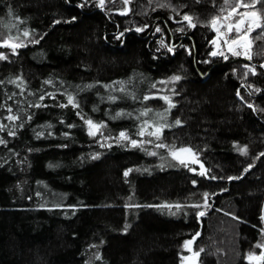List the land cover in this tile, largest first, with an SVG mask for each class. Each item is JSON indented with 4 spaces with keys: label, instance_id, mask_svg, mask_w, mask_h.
I'll return each mask as SVG.
<instances>
[{
    "label": "trees",
    "instance_id": "16d2710c",
    "mask_svg": "<svg viewBox=\"0 0 264 264\" xmlns=\"http://www.w3.org/2000/svg\"><path fill=\"white\" fill-rule=\"evenodd\" d=\"M223 4L0 0V37L27 42L0 60V264H178L196 233L200 264H250L264 252V41L251 34V60L212 56L210 20ZM253 9L264 16V3ZM171 76L180 79L169 110L156 92ZM88 119L103 135L88 134ZM145 120L168 125L159 141L138 135ZM120 132L153 142L133 147ZM180 148L206 176L172 163L168 151Z\"/></svg>",
    "mask_w": 264,
    "mask_h": 264
},
{
    "label": "snow or ice",
    "instance_id": "6c2138e0",
    "mask_svg": "<svg viewBox=\"0 0 264 264\" xmlns=\"http://www.w3.org/2000/svg\"><path fill=\"white\" fill-rule=\"evenodd\" d=\"M124 4H128L129 0H123ZM257 3H264V0H252V3H244L243 0H237V2L233 3L231 2V0H224V4L223 6H221L220 8V12L218 15L214 16L211 20H210V26L212 27V29L217 33V39L213 40L212 43L218 44V41L220 39V36L223 35L225 37H229L224 39L223 43L227 46V50L228 52H230L233 56H244L245 58L251 60L252 58V47H253V39L251 38V34L253 32H256L258 29L260 30L259 32H257L256 36H255V40L256 41H264V16H262L258 11H251V10H247V9H252L255 7V5ZM105 4V0H99V6L101 8L104 7ZM83 6V5H81ZM240 8H244L246 9V11H239ZM123 14V13H122ZM183 20L187 21L189 26L191 27H195L196 25L192 23V17L185 14L183 16ZM22 22V21H21ZM137 31H143V29H136ZM223 30V31H222ZM157 32L160 31L159 28L156 29ZM181 31H183V29H181ZM23 37H29L30 33L28 31H24L22 33ZM121 35H123V33H121ZM20 41V37L19 36H7L6 38H2L0 37V47H6L9 48L13 54L15 53L16 49L24 47L25 45ZM38 43V41H33ZM168 51L171 52L173 51L172 48H168ZM212 56H216V55H221L224 57V59H228V56L225 55V53L223 51L217 52V51H213L211 52ZM7 59V57L3 54L0 53V60H4ZM245 68L248 69V71L245 73V76H247L249 73L255 75V67L256 65H252L251 67H249L248 65L244 66ZM261 68H264V64L260 65ZM20 79V78H18ZM174 81H178L180 79L179 76H175L172 78ZM10 83H17L16 81H10ZM46 83H50V81H46ZM22 84V79L20 80V83H17V87H21ZM88 87H92L91 85H88ZM106 87H110V86H106ZM121 92H124L125 89L121 88L120 89ZM259 91V90H257ZM13 95H15V93H13ZM12 97L10 96L9 99H11ZM133 99H136L135 96L132 97ZM151 97L149 96H145L143 97L144 100H148ZM41 100L44 99L43 96L40 97ZM110 100L115 101L117 99V97H109ZM163 99L168 103L169 105V110L171 109V107H174L173 104H171L170 100L168 97H163ZM67 104L68 105H72L73 107H78V103L75 101V98L72 95H68L67 97ZM34 107H40L41 105L39 104H35L32 105ZM61 107H65L67 105H60ZM248 107H253L251 104L248 105ZM9 113L12 112L11 108H8ZM151 110L150 109H146L144 111H142L140 113V116L146 117L149 115V112ZM117 117L121 116V115H125L124 113H117L116 114ZM130 115V114H128ZM157 116L161 117L162 119L165 118V114L164 113H157ZM18 117L16 115H8L7 116V120L9 121H15L17 120ZM83 119V117H82ZM85 123L88 125V134L90 136L95 137L97 134L103 135V133L101 132V129L104 127V125L102 124H96L94 123L92 120L88 119L85 120ZM176 125H180L181 121L180 120H176L175 122ZM7 126L0 124V131H3ZM165 127H168V125L166 124H159V123H152L150 124L149 121L145 120L143 122V125L140 127L138 135L140 137H145V135L149 136V137H154L155 140L159 141L161 139L163 130ZM152 129V130H149ZM9 135H15L14 132L9 131L8 133ZM105 139H108L107 137H105ZM117 142H119L120 140H124V141H129L130 137L128 136L127 133L125 132H120L119 136L116 138ZM153 141L151 140H144L141 139L140 141L137 140H130V143L133 147H140L145 143H152ZM5 141L3 139H0V144H4ZM105 146L104 144H101V147ZM109 147L111 145H108ZM155 147L157 148H167L168 146L163 144V143H157L155 144ZM174 149V146H173ZM238 151H240V153L242 155H246L247 154V148H238ZM149 155H157L156 152H150ZM170 155L172 156L173 159L177 160L180 164L187 166L186 164V158L187 157H191L192 159V163H197V159H196V154L193 152V150L191 148H180L178 150H170ZM261 155H264V153H261ZM96 157L94 156L93 159H95ZM201 171L198 173L201 176H206L207 174V169H204V166L201 164L200 165ZM251 168V165H249V168L244 169L245 172H247L249 169ZM191 171H195V169H190ZM132 170L129 169L128 171H126L124 173L125 176L129 175V172H131ZM210 179H216V177L212 176L209 177ZM238 177H229V180L232 179H237ZM193 184H195V181H193ZM204 205L203 207H208L207 205V199L209 194L208 193H204ZM161 207H167V208H172V205H163ZM177 210L180 209V205H175L174 206ZM191 207L194 208H200L202 207V205L199 204H195V205H191ZM206 213L204 211H199L197 213V215L199 217H203ZM262 219H264V217H262ZM196 236H199V233L196 234ZM196 237H193V239L185 241L184 243V247L189 251L192 252V256L191 257H185L184 259L189 261V264H196V259L199 257L200 253L203 251V249H200L199 251H193L192 250V244L194 243ZM256 247L258 248H264V244H257ZM100 257L97 256V259H99ZM247 259L249 260L250 264L253 261H256L257 264H259L260 261H264V252H261V254L259 256H256L253 253H249Z\"/></svg>",
    "mask_w": 264,
    "mask_h": 264
},
{
    "label": "rangeland",
    "instance_id": "374dc122",
    "mask_svg": "<svg viewBox=\"0 0 264 264\" xmlns=\"http://www.w3.org/2000/svg\"><path fill=\"white\" fill-rule=\"evenodd\" d=\"M112 1H116V0H112ZM97 3L99 4V0H97ZM106 5V0H105V4L104 6ZM247 10H251V11H255L253 8L252 9H247ZM239 11L243 12V11H246V9L244 8H240ZM223 31V30H222ZM226 38H229V37H225L223 35L220 36V39L218 41V44H213L212 41L217 39V33L215 32V37L213 38V40L211 41V52L213 51H217V52H220V51H223L225 53V55L229 57H242V58H245L244 56H233L230 52H228L227 50V46L223 43L224 39ZM19 42H22L24 45L27 44L26 41H23V40H20ZM2 49H0V53H3L5 56L7 55V52H12L9 48H6V47H1ZM4 48L7 49V51L4 50ZM19 49V48H18ZM17 50V49H16ZM16 52V51H15ZM216 56H220L224 59L223 56L221 55H216ZM7 57V56H6ZM173 77L175 76H171V77H168L166 79H163L160 83V85L158 86V92H156V94L160 97H167L168 96V92L170 90L173 89V84H174V80L172 79ZM98 134L95 136L97 137ZM131 144V143H130ZM152 152V150L149 151V153ZM168 157L172 160V163H179L177 160L173 159L172 156L170 155V151H168ZM164 160V163L165 162H168V160H166V158L163 159ZM188 165V163H186ZM193 166V164H191ZM193 169V168H191ZM260 244H264V242L260 243ZM193 251H197L193 248ZM191 252H189L185 247H184V244L181 248V252H180V256H179V262L178 264H188V260L184 259L185 257H188L190 255ZM196 263L197 264H200L199 261H198V258L196 259Z\"/></svg>",
    "mask_w": 264,
    "mask_h": 264
},
{
    "label": "water",
    "instance_id": "95a60500",
    "mask_svg": "<svg viewBox=\"0 0 264 264\" xmlns=\"http://www.w3.org/2000/svg\"><path fill=\"white\" fill-rule=\"evenodd\" d=\"M197 159V158H196ZM197 163H192V159H191V157H187L186 158V163H189V164H193V165H195V166H197V167H199V169H200V171H201V168H200V165L202 164L203 165V163L200 161V160H198L197 159ZM204 166V165H203ZM204 169H205V167H204ZM197 234V233H196ZM196 234L193 236V237H198V236H196ZM193 237L191 238V239H193ZM196 238H195V240H196ZM190 239V240H191ZM195 240H194V242H195ZM194 244V243H193ZM193 244H192V250H193ZM256 256H259L260 254H255ZM192 256V252L190 253V255L188 256V257H191ZM249 261V260H248ZM252 264H257V262L256 261H253V262H251ZM188 264H189V261H188ZM197 264V263H196Z\"/></svg>",
    "mask_w": 264,
    "mask_h": 264
}]
</instances>
